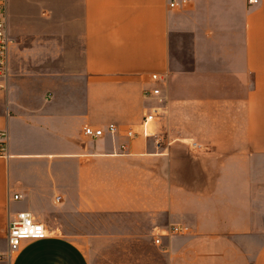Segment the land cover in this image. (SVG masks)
<instances>
[{"label": "crops", "instance_id": "crops-1", "mask_svg": "<svg viewBox=\"0 0 264 264\" xmlns=\"http://www.w3.org/2000/svg\"><path fill=\"white\" fill-rule=\"evenodd\" d=\"M171 1L8 0L0 264H264V0ZM21 210L48 236L9 256Z\"/></svg>", "mask_w": 264, "mask_h": 264}, {"label": "built area", "instance_id": "built-area-1", "mask_svg": "<svg viewBox=\"0 0 264 264\" xmlns=\"http://www.w3.org/2000/svg\"><path fill=\"white\" fill-rule=\"evenodd\" d=\"M190 0H182L183 4L188 3ZM259 0H249L250 3H257ZM178 2L172 0L170 2L171 7L177 6ZM11 35L9 32L8 24V0H0V88L7 86V82L10 76V64H9V52L11 46ZM153 80H159L160 76L156 73L151 75ZM161 89L159 87H154L152 89H146L144 94L146 96H159ZM160 114L159 107H153L149 112H147L140 125L139 129H128L126 131V136L129 138H135L139 135L144 137H155V142L157 148H162L164 143V138L154 132L153 124ZM118 126L115 123H110L106 128L104 127H92L86 126L84 128V133L92 138H98L106 133L115 135L118 133ZM193 148H200L198 143L193 142L189 145ZM6 149V132L0 131V153H4ZM18 194L13 195L12 198L17 199ZM57 200L60 199V195H57ZM188 230V226L174 224L169 228V233L179 234L185 233ZM48 236V229L46 226L37 221L31 212L26 210L18 211L13 219H10L7 231L8 240V255L11 256L12 253L18 251L21 247L22 241L26 239H43ZM160 237L155 238L156 243H160ZM3 253L0 251V256Z\"/></svg>", "mask_w": 264, "mask_h": 264}, {"label": "rangeland", "instance_id": "rangeland-1", "mask_svg": "<svg viewBox=\"0 0 264 264\" xmlns=\"http://www.w3.org/2000/svg\"><path fill=\"white\" fill-rule=\"evenodd\" d=\"M13 0H9V6ZM172 42V59L174 66L178 69H189L192 64L191 40L187 35H178L173 37Z\"/></svg>", "mask_w": 264, "mask_h": 264}]
</instances>
